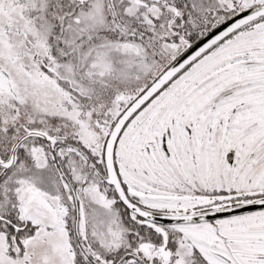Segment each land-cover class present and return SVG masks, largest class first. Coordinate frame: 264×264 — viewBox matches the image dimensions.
Returning <instances> with one entry per match:
<instances>
[{
	"label": "snow or ice",
	"instance_id": "snow-or-ice-1",
	"mask_svg": "<svg viewBox=\"0 0 264 264\" xmlns=\"http://www.w3.org/2000/svg\"><path fill=\"white\" fill-rule=\"evenodd\" d=\"M0 264H264V0H0Z\"/></svg>",
	"mask_w": 264,
	"mask_h": 264
}]
</instances>
